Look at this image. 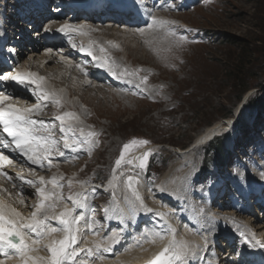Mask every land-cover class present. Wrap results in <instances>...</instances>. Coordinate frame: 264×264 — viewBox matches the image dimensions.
Wrapping results in <instances>:
<instances>
[{
    "label": "rangeland",
    "instance_id": "obj_1",
    "mask_svg": "<svg viewBox=\"0 0 264 264\" xmlns=\"http://www.w3.org/2000/svg\"><path fill=\"white\" fill-rule=\"evenodd\" d=\"M45 1L49 4L46 14L50 16V20H44L43 16L32 12L33 9H30L29 14L25 10L31 4H38L40 9L43 8L41 5L44 0H0V24L10 26L19 20L22 25L18 32L9 30L12 38L13 35L17 37L13 41L8 40L7 45L13 46L16 42L21 46L31 41L39 44L37 32L43 29L47 21L56 23L60 10L66 7V0H61L62 8H57L58 5L51 0ZM136 1V12L140 16L136 17V25L129 22L118 25L111 22L103 24L95 22L96 20L91 22L84 20V16L74 19L76 23L86 21L89 23L87 26L100 30V35L87 32L83 38L84 48L100 59H93L91 55V59L84 57L85 60L81 63L80 53L73 50L71 57L61 56L65 61H72L75 66L85 65L83 74H79L75 67L74 70L67 69L65 73V69L58 70L55 63L40 69L42 76L53 78L52 82L58 79V83L53 82L52 85L56 88L52 91L55 96H50V101L43 103L45 106L42 105L39 113L33 114V119L43 120L64 154L53 155L51 166L47 161L43 167L26 159V165L19 164V161L16 165H21V169H18L16 177L38 181L40 176L46 180L55 176L62 185L58 191L64 197L57 207L68 205L71 200L67 197L84 189V198L89 201L92 217H95V220L91 217V224L98 231H104V217L107 214L117 216L120 208L126 210L130 201H133L132 192L124 184L127 175L141 173L138 186L147 200H152L153 203L161 201L166 204V208H180L184 211L189 205L188 209L191 208L195 216L203 217L205 222L198 220L197 223L185 217L192 228L198 226V222L205 223L201 227L202 232L198 233L207 234L214 230L210 237L215 238V233L220 232L227 241L225 233L233 235L234 232L235 244H231L229 252L226 242L218 243L215 250L225 252L226 258L222 264H239L233 254L236 255L242 249L250 250L245 241L248 233L245 228L244 232L241 231L243 234L234 229L243 228L241 223L246 224L249 216L260 226L256 229H264V214H258L260 209L257 205H249L253 210L235 215V208L242 206L239 199L242 198L243 188L248 187L247 183H253L254 186L264 184V0ZM101 2L111 4L113 0ZM153 17L168 23L154 25L159 30L152 32L148 25L153 24ZM60 19L67 23L65 16ZM114 26L121 33H112L113 29L116 31ZM127 29L132 30L136 36L132 45H128L124 39ZM144 29L149 31L148 36L141 39L138 36L141 32L138 30ZM101 33H109L111 36L107 39L101 37L104 36ZM78 37L82 39L78 34L72 36L70 47ZM97 37H101L102 41ZM101 47L105 49L104 52L100 51ZM60 50L55 47L53 51ZM24 58L25 56L22 60ZM19 62L21 59H18V64ZM105 62L107 66H100L103 69L100 73L98 67ZM91 66H96L97 70L87 68ZM108 67L117 75H113ZM126 72L135 74H124ZM87 73L89 77H86ZM143 77H147V80L144 81ZM27 92L30 94L25 99L22 98L24 103L17 96H12L11 101L15 100L13 105L22 107L31 101L32 105L39 102L40 94H35L34 89ZM56 99H59V105L56 104ZM250 102L254 106L252 110L248 106ZM260 103L262 106L258 108ZM31 104L26 106L31 107ZM64 113L74 114L65 117L64 127L69 142H81L73 143L70 148L63 147L61 136L65 133L60 132L61 121L56 119L57 115ZM230 119H233L232 129H229L231 131L222 135L225 146L231 153L226 163L219 167L213 162L212 152L206 154L209 149L207 144L196 145L195 140L206 126L215 122L227 123ZM69 127L71 131H68ZM89 132L98 135L88 137ZM133 138L149 141L147 146L151 147L148 150L151 155L147 168H137L135 171L131 169L132 165L123 163L115 173L120 179L114 182L116 188L113 199L114 189L106 184V180L113 176L112 170L116 167L115 161L120 156L123 144ZM85 139L92 142L82 143ZM138 147L141 146H133L125 158ZM121 173H124L123 177ZM69 181L72 182L71 185ZM46 187L51 188L52 185L48 184ZM29 189L32 192L27 195ZM167 193L172 194L175 200L167 201ZM14 195L18 202L24 201L27 204V212L35 210L32 206H35L39 198L34 187L23 188ZM125 196L128 200L124 199ZM7 201L11 203L10 200ZM57 210L58 208L54 211ZM211 211H216L217 221L220 222H211ZM228 215L236 216L237 219L226 222ZM261 239L260 242L264 243L263 236ZM212 242L216 240L213 239ZM253 248L256 249L255 246ZM207 251L205 249L203 259L213 258Z\"/></svg>",
    "mask_w": 264,
    "mask_h": 264
},
{
    "label": "bare ground",
    "instance_id": "obj_2",
    "mask_svg": "<svg viewBox=\"0 0 264 264\" xmlns=\"http://www.w3.org/2000/svg\"><path fill=\"white\" fill-rule=\"evenodd\" d=\"M51 1L54 4L58 5V7L57 6H55V7H57V8L61 7V5H60L61 0H51ZM67 1L69 2V4H71V7H73V8H75L76 6L88 8L91 4H93V3H96V4L93 7H91L92 9L89 12L77 11L78 13H76L75 15H70V14L64 15V13H66V11H64V9H62L63 15L65 16V18H66L65 20L67 21V23L65 21H61L60 17L63 15H57L56 23H54L52 21H47L48 23H46L44 25V30H40V32H37V34H36V36H38L39 44H33L31 41L28 44H25V45L23 44L20 46L15 42L14 45L12 46L13 47V49H12L13 50L12 51L13 52V58L17 59V60L21 59V62H19V64H17V66L15 67L14 73L17 70L28 71V72L36 73L38 76L44 77V80L41 82V88H43L45 91H49L51 93H52L53 89H56L55 87L52 86L53 82L55 84H57L58 79L53 80V82H52L53 78L51 79V78H49V76H42V73H40L41 68L42 69L48 68L49 65L51 66L53 63H55L54 64L55 67L58 70L65 69L64 70L65 73L68 70H70V68H71V70H74L73 69L74 67L76 68V70L78 71L79 74H83L84 71L86 70L84 67L85 66L84 64H83L84 66H82V65L75 66V64L72 63V61H70L68 59L65 61V59L61 56V55H63L65 57H71L72 49L70 48L68 43H65V38H67L68 34L69 35L74 34V32L58 31V29L62 25H65V24L72 25L76 28H83L86 33L88 32V33H91L92 35H97V34L100 35V30H98L97 28L87 26L89 23H86V21L84 23L80 24V23L74 22V19L78 20L79 16H84L85 17L84 20H90L91 22H94V20H96L95 22H99V23L101 22L103 24H104V22H106V23L111 22L115 25L122 24L124 22H128L127 20L123 19V18H126V16H128V13L124 15L123 13L119 12V14L121 16H116V14L114 15L113 12L115 11V13H118L117 11L119 10V8H111L112 5L110 3L101 2V0H67ZM114 1L116 2V0H113V2ZM132 2H134V9L133 10L135 11L137 9V6H136L137 1L132 0ZM48 5L49 4L44 0V2L41 5L43 7V8H41V11H40V8L38 7V4H35V5L31 4V7L30 8L28 7L25 10L28 11V14H29L30 9H33L34 13H38L40 15V17L43 16L44 20H48V19L50 20V16H48L46 14V12H47L46 10L48 8ZM122 10L124 12V9H122ZM26 11H24V12H26ZM103 17H104V19H103ZM130 20L135 25L138 22V19H136V18H132ZM0 21H1V17H0ZM15 22L16 23H12L10 26L0 24V44L2 42L5 44L6 40H12L13 41V39H15L17 37L15 35H13V38H12L10 32L14 33V32L20 31L19 29H21L20 27L22 25H21V21H19V20H18V23H17V21H15ZM87 22H89V21H87ZM114 27H116V26H114ZM158 27L160 28V26H158ZM128 28H130V27H128ZM91 29H95V31H90ZM115 29H116V31L113 29L112 33H121L120 29H118L117 27ZM149 29L152 30V32H153V30H156V29L159 30L157 27H153V28H149ZM9 30H10V32H9ZM48 31L58 33L56 35V37H57L56 41H57V43L58 42L61 43L62 49L60 51H53L54 50L53 47L55 45H46V46L44 45L45 44L44 42L48 41V39H46V41H44L43 35L45 32L47 33ZM148 32L149 31L147 29H144L143 34H139L138 36L141 37V39H142V37H144V39H145L146 36H148ZM76 33L79 34L82 37V39L81 38L79 39V37H78V39L73 44V45L78 44V46H75V47L73 46V47L77 48L80 46V47L84 48L83 44H85V43L83 41V38H84V36L86 37V35H83L80 32H76ZM135 33H137V32H135ZM101 34L104 35L101 37H105V38L107 37V39H108V36H111V35H109V33H101ZM101 37H97V38H99L101 40ZM135 37L136 36L133 34L132 30H128V29L125 30L124 39L126 40V43L128 42V45L133 44L132 41L135 40ZM161 37H158V38H161ZM139 39L136 41H139ZM149 42H150V40H149ZM102 44H104V43H102ZM135 45H133V46H135ZM164 46H162V47L165 48ZM20 47H21V49H20ZM104 47H106V45H104ZM8 48H11V47H7V49ZM32 48H34V49L32 50ZM36 48H37V50H36ZM106 48H107V50L109 49L108 47H106ZM49 49H51V51H48ZM29 50H31V51H29ZM76 51L78 53H80L79 56L81 57V59L79 61L81 63H82L84 57H87L86 59H88V58L91 59V55H90V57L88 56L87 50L85 48L83 51L81 50V48L79 50H76ZM23 56H25V58L22 60ZM77 58H78V56H77ZM7 63H9V62L7 61ZM57 63H59V64L57 65ZM71 65H72V67H70ZM96 65L98 66L99 64L96 63ZM87 68H90L91 70H94V71L97 70L96 66H94V67L91 66V67H87ZM98 69L100 70V73H101V71H103V69L100 67V65H99ZM65 77H66V75H65ZM86 77H89L88 73L86 74ZM63 78H64V76H63ZM83 79H81V80H83ZM84 80L87 81V79H84ZM7 82H9V81H7ZM13 82L15 83V81H13ZM14 86H16V87H14ZM14 86L11 85V87H12L11 88L9 83L4 86L5 89H7L9 92L11 90V92H12L11 95H13V98H16V96H17L18 99L21 100L22 98H24V97L28 96V94H30L27 91L33 90V89H34L35 94H41L40 89H38L36 87V85L27 84V83H25V84L17 83V85H14ZM24 86H25L26 91L24 89ZM31 86H32V88H31ZM54 86H56V85H54ZM19 87H21L22 90H19L18 89ZM57 93L58 92H56V95H57ZM24 99H22L23 103H24V101H23ZM13 101H15V100H13ZM13 101H11L12 102L11 104L14 103ZM49 101L50 100H48L47 102H49ZM16 102H19V101H16ZM22 102H20V103H22ZM47 102H45V103H47ZM31 103H32V101H31ZM31 103L28 102L27 104H25V106H23L24 104L23 105L21 104V105H22V107H27L26 105L29 106V104H31ZM43 106H45V105L43 104ZM74 107H76V106H74ZM68 109L69 108H67V111H69ZM226 127H227V123H219V122H215L212 125L206 126V128L198 134V136L195 140V144L200 145V144L204 143L206 140H208L209 138H211L212 136H214L215 134H220L221 132L223 133V130H225ZM6 139H8V138L6 137ZM147 147H150V146L145 145V146H141V147L136 148V150L132 151V153L130 154V156L128 158L134 159L135 157L142 155V153L147 149ZM143 148H145V149H143ZM0 151H4L6 155H9L10 159L15 160V164L10 163V164H6L4 166V171L7 172L9 177H11V175L13 173L10 166H12V168H14V170H17V169H21L22 164L26 165L25 164L26 158L23 155H21L20 153H18V152L12 153L11 151L5 150L1 146H0ZM128 158H125V159H128ZM18 161H21V162H19V164H21L20 167L16 165V163H18ZM135 164H138V160L134 159V165ZM134 165L130 166L131 169H133ZM135 168H137V167H135ZM6 178L7 177L0 175V181H1V183H0V206L4 207L5 214L8 217L12 216L10 209H15L17 212L20 213L21 217H23L25 219L29 218L31 216V213L26 211L27 204L24 201L18 202L17 199L15 198L16 196L14 194L18 191H21L23 188H28L30 186L26 183H23L21 179H17L16 175H12V178L14 180L13 185L11 183L9 185V183H4L2 181V179H6ZM112 178H113V176H111L108 180H106L107 185H109V182L112 181ZM189 185H191V184H189ZM241 185H242V183H240V187H241ZM247 186H248L247 188L245 186V188H243V190H242L243 198L246 199V201H244L243 198L239 199L242 206H238L235 208V213H237V214H235L236 216L241 214V213L245 214L246 210H249V209L251 210L252 208H250L249 205L251 206V205H253V203H254V205H257V204H255V202H256L255 199L259 195L256 192H254L253 190L258 189L261 191L262 194H264L263 190L261 189L262 187L264 188V184H257L254 186L253 183L252 184L247 183ZM135 188L139 192V194L143 200L144 207L141 206L140 201L135 200V198L133 197V201L132 202L130 201V203L127 205L126 210L118 207V208H120V210L119 211L116 210V212L118 211L117 216H116V214L115 215H113V214L108 215L107 214L104 217L105 218V220H104L105 221V225H104L105 227L103 228V229H105L104 231H101L100 229H99L100 231H98L96 229V227H94L95 225L91 224V217L93 214H91L90 205L88 203L89 201H87L85 199L86 197L84 198V193H85L84 189L80 188L81 190L75 192V193L81 194L80 200L83 202V205H84L83 207L76 206L75 212H74V215H82L84 217V219H82L78 225V227L80 229V232H79L80 239L78 241V246L80 248H87V247L93 248L92 254H89L87 251L81 252L79 254L78 264H79V261H81V260L85 261L86 264H146V262L148 260L152 259L158 252H160L162 250V248L165 245L168 244L170 239H174L177 242V244L187 243V244H189V246L194 247L196 249V254L191 257L190 264H222V261L226 258V255H224V253H225L224 251L223 252L216 251L215 250V249H217L216 246L218 243L225 244V242H228V241L230 242L232 240H233L232 245H234L235 244V241H234L235 237L233 236L234 232H233V235H227L225 233V236H226L225 239L227 241H225L224 238H222L223 235L220 232L215 233V235H216V236L214 235L215 238H213L212 236L210 237V233L213 234L214 230H211V232L209 233L208 229H207L208 233L207 234L201 233L202 234L201 235L200 233H198V231L202 232L201 227L204 226L205 223L201 222V224H200L198 222L199 225L195 226V227L193 226V228H192L191 227L192 225H190L188 223L189 220L185 219V217H188L189 219L191 218L193 222L194 221L196 222L198 220L199 221L203 220V222H205V220L202 219L203 217L200 215H199V217L195 216L194 212L193 213L191 212V210H190L191 208L188 209L189 205L187 206V208H185L186 209L185 211L180 209V208L177 209V208H170L169 207L170 208L169 209V208H166V204L164 202L160 201V203L156 202V203H158V204H156V203H153L152 200L151 201L147 200V197L145 198L143 196L144 193H142V190L139 188L138 184L135 185ZM10 189H12V190H10ZM235 190L238 191L239 189L235 188ZM160 191H162V190H160ZM25 192H27V191H25ZM31 192H32V190L29 189V192L27 193V195L31 194ZM123 194H124V192H123ZM127 194H129V193L127 192ZM167 195H168L167 201L170 199L175 200V199H173L172 194L167 193ZM187 195H189V194H187ZM191 198H189V199H191ZM159 199H160V196H159ZM177 199H178V197H177ZM7 200H10L11 203H9ZM231 200H232V198H231ZM167 205H168V203H167ZM65 206L73 207L72 201H70V203L68 205H61V206L57 207L58 210L55 212L59 213ZM32 207L34 208L35 206H32ZM33 208H31V209H33ZM146 208H150V209H152V211L148 212V211H146ZM29 211H31V210H29ZM261 211L264 212L263 207L260 208V211L258 212V214H260ZM215 212L216 211L210 212V216H211L210 219L212 220L211 222H216L217 220H219L218 216L216 215ZM157 213H161L162 215L158 216ZM235 217L233 215H228L226 222H230V221H233L234 219H237ZM254 220L255 219L253 217L249 216V218L246 222L247 225L244 224V222H242L241 226L243 228H237L236 230L234 229V231H236L238 233L240 232V234H243V233H241V231L244 232L243 229L245 228V230L247 229V233L249 234V235L248 234L247 235L249 237L251 236V238H249L247 235L246 236L244 235L245 241L247 242L246 247L250 248V250H248V252L246 251L245 257L243 256L244 262L249 259L246 256H251L252 258H254V256L258 255L259 257H264V247H262L260 244V243L264 244L263 242H260V240H262L261 237L263 236V238H264V229H262V228H261L262 230L256 229V228H260V226L258 224H256L257 222H256V220L255 221ZM49 222L52 226L59 227L58 222H56V223L54 221H49ZM217 222H220V221H217ZM232 226L233 225L231 224V229H232ZM113 232L120 233L119 242L115 243V244H113L111 242V240L109 239L112 236ZM253 232H254V234H252ZM157 233L159 234V236L156 235ZM55 235L57 238H60L62 233L58 232ZM161 236L163 237V239L160 238ZM217 236H218V238H217ZM145 237H147V238H145ZM213 239H215L216 242H212ZM220 239H222V241H220ZM145 240H146V242H145ZM94 241L99 243L101 245V247L97 249L93 243ZM138 241H139V243H137ZM258 241L260 243H257ZM254 242H256V244H254ZM226 245H227V247L229 246L227 248V251L229 252L230 247L232 245H230L229 243H227ZM212 246L214 248H212ZM254 246L256 247V249L253 248ZM105 247H108L111 250L106 251ZM205 249H207L208 250L207 252L211 254L210 257H212V255H213V258H207L206 257L207 260L205 258L203 259ZM209 249H211V251H209ZM212 249H214V250H212ZM242 250L245 251L244 249H242ZM5 252L8 253V256H5V254H4ZM239 252L240 251L238 250L236 255L233 254L234 259H238L237 257H239V259L241 260L242 256L238 255ZM208 253H206V255ZM39 255L46 256V255H48V253L45 249H41L39 252ZM8 257H12V258H8ZM221 257H224V258L220 259ZM18 260H19V258L14 255L13 249L7 248L6 246H0V261H3V264H18ZM240 263L245 264L242 262H240ZM227 264H238V262L237 263L236 262H231V263L227 262Z\"/></svg>",
    "mask_w": 264,
    "mask_h": 264
},
{
    "label": "snow or ice",
    "instance_id": "obj_3",
    "mask_svg": "<svg viewBox=\"0 0 264 264\" xmlns=\"http://www.w3.org/2000/svg\"><path fill=\"white\" fill-rule=\"evenodd\" d=\"M153 19V24L148 25L149 28H153L154 25H164L167 21L157 20L155 17ZM58 31L61 32H80L83 35H87L83 28H76L72 25H62ZM90 31H95L91 29ZM143 34V30H138ZM174 35V33H173ZM183 39V37H181ZM75 47V45H73ZM83 51L84 48L81 47ZM48 51H51L49 49ZM101 52H104L103 47L100 48ZM88 55H93L91 51H88ZM93 59H100L93 55ZM101 67L107 66V62L102 63ZM108 70L112 72L113 75H117L111 67ZM137 72L139 69L136 70ZM124 74L134 75L133 72H126ZM44 77L38 76L36 73L28 71L17 70L13 74H2L0 73V81H15L19 84H32L36 85L40 89V95L38 96L39 102L32 105L31 107H16L15 105L8 103L11 99L9 95L4 92H0V129L3 133H6V139L0 136V145H3L5 149L12 146L14 150L21 155H23L26 160L30 161L32 164L44 166V162L47 161L48 165H52L51 157L53 155L62 156L64 153L58 147V141H56L51 131L44 124L43 120L33 119V113H38L43 105L50 96H55V93H49L41 88V82ZM146 81L147 77H143ZM59 99H56V104L59 105ZM72 113H64L62 115H57L56 119L61 121L60 132L65 133L61 136L63 140V147L70 148L73 143H81L77 141L69 142L66 135V130L64 127L65 116H73ZM72 129L69 127L68 131ZM81 135H84L83 129L80 130ZM44 133H47L46 135ZM98 134L95 132H89L88 137H95ZM92 141L85 139L82 143H90ZM149 143L148 140L140 139L137 140L133 138L130 142L124 143L122 150L120 152L119 158L116 159L113 168V178L109 182L110 187L114 189L113 199H115V188L116 183L114 181L120 179L115 175L118 168L123 164L134 165V159L138 160V164L134 167H138L141 170H146L147 161L151 155L150 151H144L142 155L135 157L134 159H125L126 153L133 146H143ZM11 159L9 155H6L4 151H0V175L9 177L7 172L4 171V166L10 164ZM34 171V170H32ZM141 173H135L134 175H127L124 180L126 189L131 190L132 196L135 200L140 201L141 206L143 205V200L136 190L135 185L139 183V176ZM124 173H121V177ZM22 182L28 184L35 188V192L39 199L35 204V210L31 213V216L27 219L21 217L20 213L15 209H10L12 216L8 217L5 214L4 207L0 206V246H6L7 248L14 250V255L19 258L18 264H78V257L81 252L87 251L92 254L93 248H80L78 246V241L80 239L78 227L79 222L84 219L82 215H74L76 206L83 207V202L80 200L79 193H75L67 197L68 200L72 201L73 207L65 206L59 213L54 210L58 206V202L62 201L64 197L58 191L62 185L58 182L57 178L53 176L52 178L46 180L45 177H38V181L32 179H25L19 177ZM37 182L39 186H37ZM69 181V185H71ZM52 185L51 188L46 187V185ZM95 191V190H93ZM128 200V197H124ZM50 210H53L50 212ZM107 211V209H105ZM146 211L151 212L152 209L146 208ZM157 215H162L157 213ZM95 220V217L92 218ZM49 221H57L59 227L52 226ZM62 233L60 238L56 237V233ZM159 236V234H156ZM120 233L113 232L112 236L109 238L113 244L119 242ZM12 237H16L15 240ZM147 238V237H145ZM163 239V237H160ZM254 238V237H253ZM95 247L98 249L101 245L97 242H93ZM139 243V241L137 242ZM257 243H260L259 241ZM264 247V244H261ZM41 249H45L48 255H39ZM106 251L111 249L105 247ZM8 256V253H4ZM196 254V249L189 246L187 243H179L174 239H170L168 244L165 245L160 252H158L152 259L148 260L146 264H190L191 257ZM12 258V257H8ZM3 264V261H0ZM79 264H86L85 261H79Z\"/></svg>",
    "mask_w": 264,
    "mask_h": 264
},
{
    "label": "trees",
    "instance_id": "obj_4",
    "mask_svg": "<svg viewBox=\"0 0 264 264\" xmlns=\"http://www.w3.org/2000/svg\"><path fill=\"white\" fill-rule=\"evenodd\" d=\"M249 108L252 110L254 108V106H252L251 102L249 103ZM262 103H260L257 107H261ZM261 110V108L259 109ZM264 111V110H263ZM235 131H238L235 129ZM239 132V131H238ZM209 147L208 151H206L209 153L210 151L212 152L211 155L213 154L214 160L213 162L217 165V166H222L224 163H226L227 159L230 156V151L228 150V148L225 146V140L223 137H214L208 144H207V148Z\"/></svg>",
    "mask_w": 264,
    "mask_h": 264
},
{
    "label": "water",
    "instance_id": "obj_5",
    "mask_svg": "<svg viewBox=\"0 0 264 264\" xmlns=\"http://www.w3.org/2000/svg\"><path fill=\"white\" fill-rule=\"evenodd\" d=\"M14 240L16 239V238H14V237H12Z\"/></svg>",
    "mask_w": 264,
    "mask_h": 264
}]
</instances>
